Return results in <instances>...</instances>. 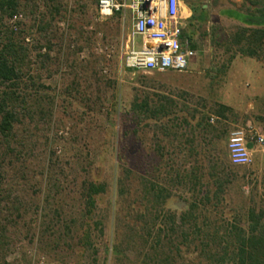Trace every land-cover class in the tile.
Returning a JSON list of instances; mask_svg holds the SVG:
<instances>
[{
  "label": "rangeland",
  "instance_id": "374dc122",
  "mask_svg": "<svg viewBox=\"0 0 264 264\" xmlns=\"http://www.w3.org/2000/svg\"><path fill=\"white\" fill-rule=\"evenodd\" d=\"M96 1L26 0L20 14L7 21L13 31L25 32L29 48L41 46L32 54L33 60L36 53H48L49 60L42 63L41 57L33 68L38 84L51 89L39 94L41 113L33 114V121L24 118L16 130L15 152L1 161L0 264H92L90 252L79 241L88 225L97 264H130L126 259L133 252L125 249L122 232L128 225L140 229L144 224L140 218L143 183L168 189L171 196L163 211L179 217L192 198L175 174L193 169L197 175L208 172L201 164L214 151L210 135L195 127L198 122L208 123L227 139L231 131L247 127L264 134V60L237 55L227 65L230 54L225 41L235 23L218 14L241 0H220L217 5L214 0H181L184 16L192 19L202 8L208 16L197 27L186 22L183 35L196 45V56L185 73L129 71L124 53L132 27L130 13L100 19ZM41 20L51 23L46 33L39 32ZM134 44L140 49L139 38ZM77 76L96 83L95 89H81V95L69 89L70 94L58 96L64 91L60 88ZM86 85L83 82V88ZM145 95L152 106L165 105L169 115L140 121L128 114L132 102ZM218 105L230 110L219 115ZM219 148L227 153V140ZM4 150L0 144V153ZM123 169L132 173V190L131 207L122 210L112 197V181ZM46 170L70 194L47 206L42 203ZM212 172L222 176L225 184L217 206L214 201L208 205L211 218L244 225L250 206L264 207V154L259 149L252 153L248 167L231 166L227 153L224 164ZM83 179L108 185V194L97 200L92 216L102 219L101 237L89 219H83L77 234L69 229V213L83 208L71 198H77L73 193ZM54 209L62 214H54ZM113 211H122L118 223L114 214L109 217ZM148 225L153 238L158 226L150 221ZM115 241L122 242L116 257Z\"/></svg>",
  "mask_w": 264,
  "mask_h": 264
},
{
  "label": "trees",
  "instance_id": "16d2710c",
  "mask_svg": "<svg viewBox=\"0 0 264 264\" xmlns=\"http://www.w3.org/2000/svg\"><path fill=\"white\" fill-rule=\"evenodd\" d=\"M23 1L26 0H0V144L5 148L0 153V167L7 153L15 152L13 144L17 138L16 130L24 118L29 117L33 121V114L41 113V110L37 109L41 105L39 94L43 90L51 89L38 84L39 77L34 76L33 68L37 59L41 57L42 63L47 62L48 53L42 56L36 53L33 60L32 54L40 50L41 46L29 48L25 44V32L20 29L13 31L7 24V21L20 14ZM219 1L214 0L215 5ZM55 12H58L57 9ZM218 14L235 23L225 41L226 53L230 54L227 65L237 55L264 60V0H241L240 3H229V8L221 10ZM192 20L207 22L208 16L205 9L202 8L199 15L192 17L190 23ZM40 22L41 25L38 24L40 33L50 30L51 23H45L43 20ZM189 42L190 48L195 49L196 45L191 39ZM47 43L48 50H51V41ZM129 71L132 70L129 69ZM132 72L136 73V71ZM83 82L87 84L85 88H83ZM94 85L90 83V79L82 81L77 76L69 85L60 88L64 91L58 93V96L70 94L69 89H74L78 95H81L83 92L81 89H95ZM32 100L34 105H31ZM217 107L219 115L230 110L224 105ZM127 112L128 114L132 112L141 121L165 118L171 111L167 110L163 104L152 106L149 97L145 95L140 101L136 98ZM195 127L203 131V134L210 135L208 142L214 154L211 159L207 158L201 164V168L206 167L208 172L197 175L196 169H193L185 170L182 174L179 172L175 174V178H178L176 181L184 185L192 198L187 210L179 217L167 215L163 211L165 201L171 196L168 189L162 184L143 183L141 195L143 212L140 218L144 224L140 229L128 225L127 231L122 232V237L126 240L123 243L125 249L133 252V256L126 260L130 264H264V207L250 206L244 225L224 224L210 217L208 205L214 201V207L217 206L219 192L225 184L223 177L212 171L224 164L227 153L223 148H219V145L228 139L223 133L216 134L208 123L203 124L200 121ZM46 172L42 203L47 206L51 200L59 198L58 200L63 201L70 194L66 193L63 182L56 177L52 178L48 170ZM131 174L129 169H123L119 175H114L112 181L114 190L112 197L122 210L124 207H131L129 203L132 190ZM211 188L215 189L213 193ZM107 189L108 185L105 182L98 183L88 179L81 181L78 191L73 193L77 198H71L83 208L69 213L71 231L77 234L80 229L78 226L83 225L81 223L83 219H89L92 222V228L98 230V236H103L102 219L95 220L92 216L97 200L108 194ZM52 211L56 215L62 214L60 209ZM120 213L113 211L109 217L114 214L113 218L118 223ZM151 215L154 217L151 218ZM148 220L153 226H158V231L153 238L147 230ZM88 228L89 230L79 238V241L90 252L92 264H97V249L90 233V225ZM121 245L122 242L115 241V257L118 256Z\"/></svg>",
  "mask_w": 264,
  "mask_h": 264
},
{
  "label": "built area",
  "instance_id": "2783aa9c",
  "mask_svg": "<svg viewBox=\"0 0 264 264\" xmlns=\"http://www.w3.org/2000/svg\"><path fill=\"white\" fill-rule=\"evenodd\" d=\"M96 8L100 19L130 13L132 27L124 53L126 68L143 73H185L193 63L196 53L183 36L191 17L184 16L180 0H97ZM135 38L141 41L140 49L134 44ZM253 149L264 154V134L251 127L230 132L227 153L233 167H248Z\"/></svg>",
  "mask_w": 264,
  "mask_h": 264
},
{
  "label": "crops",
  "instance_id": "0c3cea01",
  "mask_svg": "<svg viewBox=\"0 0 264 264\" xmlns=\"http://www.w3.org/2000/svg\"><path fill=\"white\" fill-rule=\"evenodd\" d=\"M180 4H182V1H181V0H180ZM203 9H204V8H203ZM190 20H191V19H189L188 21L190 22ZM191 24H193V25H192L193 27H197L198 25H200V24H202V23L199 22V21H196V20H192V21H191ZM192 26H191V27H192ZM140 44H141V41H140ZM136 48H137V47H136ZM189 68H190V67H189ZM254 150H255V149L252 150V153L254 152Z\"/></svg>",
  "mask_w": 264,
  "mask_h": 264
},
{
  "label": "bare ground",
  "instance_id": "6f19581e",
  "mask_svg": "<svg viewBox=\"0 0 264 264\" xmlns=\"http://www.w3.org/2000/svg\"><path fill=\"white\" fill-rule=\"evenodd\" d=\"M184 36V35H183Z\"/></svg>",
  "mask_w": 264,
  "mask_h": 264
}]
</instances>
